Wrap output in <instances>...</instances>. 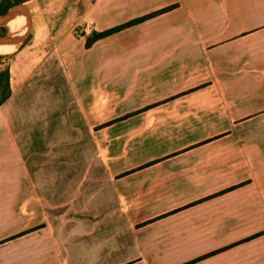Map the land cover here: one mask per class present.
<instances>
[{
  "label": "crops",
  "instance_id": "0c3cea01",
  "mask_svg": "<svg viewBox=\"0 0 264 264\" xmlns=\"http://www.w3.org/2000/svg\"><path fill=\"white\" fill-rule=\"evenodd\" d=\"M68 1L5 64L0 264H264V0Z\"/></svg>",
  "mask_w": 264,
  "mask_h": 264
},
{
  "label": "rangeland",
  "instance_id": "374dc122",
  "mask_svg": "<svg viewBox=\"0 0 264 264\" xmlns=\"http://www.w3.org/2000/svg\"><path fill=\"white\" fill-rule=\"evenodd\" d=\"M69 3L70 2L68 0H36L17 5L18 10L20 11L19 14L24 17L25 15L23 13L27 15L28 24H26L25 19V26L22 34H26V37L23 42L16 44L15 48L11 52L0 54V69L6 67L5 64L8 62V59L15 56L19 46L23 47L24 45L30 43L33 36L32 29L35 24L43 23L50 25V27H57L58 31H64V28L68 25L67 23H70V20H72V17L67 15L68 7L70 8ZM76 7H80V2L76 4ZM9 30L11 31L10 28ZM9 35L12 34L7 30L5 25L0 26V36Z\"/></svg>",
  "mask_w": 264,
  "mask_h": 264
},
{
  "label": "trees",
  "instance_id": "16d2710c",
  "mask_svg": "<svg viewBox=\"0 0 264 264\" xmlns=\"http://www.w3.org/2000/svg\"><path fill=\"white\" fill-rule=\"evenodd\" d=\"M30 0H0V16L4 15L9 9H11L12 7H15L17 5L26 3ZM165 11V10H163ZM155 14L149 15V16H145L136 20H133L131 22H128L126 24H123L121 26L103 31L101 33H94L92 35H90L87 39H86V47H89L94 41L108 36L122 28H125L127 26L139 23L151 16H153ZM11 94V89H10V84H9V70L8 67H5L3 69H0V106L10 97Z\"/></svg>",
  "mask_w": 264,
  "mask_h": 264
},
{
  "label": "water",
  "instance_id": "95a60500",
  "mask_svg": "<svg viewBox=\"0 0 264 264\" xmlns=\"http://www.w3.org/2000/svg\"><path fill=\"white\" fill-rule=\"evenodd\" d=\"M19 13L20 11L18 10L17 6L9 9L4 15L0 16V26L5 25L12 18L18 15H21ZM23 14L25 15L26 24H28L27 15L25 13ZM25 37H26V34L21 35V36L16 35V34L9 35V36H0V45L18 44L20 42H23Z\"/></svg>",
  "mask_w": 264,
  "mask_h": 264
},
{
  "label": "bare ground",
  "instance_id": "6f19581e",
  "mask_svg": "<svg viewBox=\"0 0 264 264\" xmlns=\"http://www.w3.org/2000/svg\"><path fill=\"white\" fill-rule=\"evenodd\" d=\"M6 25H10L12 27V32H11L12 35L13 34L19 35V24L16 21H14L13 18L11 20H9L5 24V26ZM15 46H16V44L0 45V54L6 53V52H11L15 48Z\"/></svg>",
  "mask_w": 264,
  "mask_h": 264
},
{
  "label": "built area",
  "instance_id": "2783aa9c",
  "mask_svg": "<svg viewBox=\"0 0 264 264\" xmlns=\"http://www.w3.org/2000/svg\"><path fill=\"white\" fill-rule=\"evenodd\" d=\"M93 27V22L91 20L85 22L82 26H80L79 31L77 32L78 37H82L88 34Z\"/></svg>",
  "mask_w": 264,
  "mask_h": 264
}]
</instances>
